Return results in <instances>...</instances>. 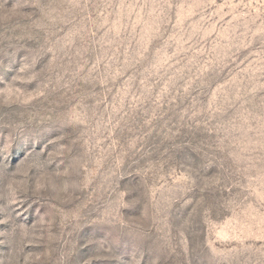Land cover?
Returning a JSON list of instances; mask_svg holds the SVG:
<instances>
[{"label":"rangeland","instance_id":"1","mask_svg":"<svg viewBox=\"0 0 264 264\" xmlns=\"http://www.w3.org/2000/svg\"><path fill=\"white\" fill-rule=\"evenodd\" d=\"M0 264H264V0H0Z\"/></svg>","mask_w":264,"mask_h":264}]
</instances>
